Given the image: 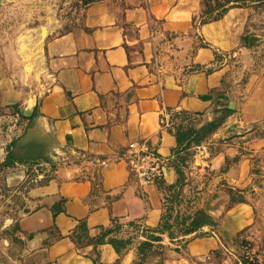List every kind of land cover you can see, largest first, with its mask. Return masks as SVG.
<instances>
[{"label": "crops", "instance_id": "1", "mask_svg": "<svg viewBox=\"0 0 264 264\" xmlns=\"http://www.w3.org/2000/svg\"><path fill=\"white\" fill-rule=\"evenodd\" d=\"M201 1L94 0L69 29L38 39L10 33L1 0L0 264H136L138 233L171 206L174 165L182 193L198 189L196 206L215 224L173 241L162 235L161 264L263 259L264 213L243 193L255 180L252 164L264 161V135L247 133L264 120V71L241 57L250 11L232 7L199 24ZM229 53L238 66L225 61ZM239 73L241 87L224 86ZM223 104L234 112L204 140L211 156L187 162L164 115L185 111L206 122ZM130 142L167 161L161 181L143 184L130 172ZM63 155L79 164L56 165L46 181L24 185L25 160ZM230 189L245 201L231 202ZM113 220L118 232L96 244ZM109 237L130 243L117 253Z\"/></svg>", "mask_w": 264, "mask_h": 264}, {"label": "rangeland", "instance_id": "2", "mask_svg": "<svg viewBox=\"0 0 264 264\" xmlns=\"http://www.w3.org/2000/svg\"><path fill=\"white\" fill-rule=\"evenodd\" d=\"M84 1L85 0H8L9 7H6L4 14L8 18L9 25L11 26L10 33H19L23 36L39 39V37H43L48 32L50 35H55L57 33L66 31L71 26H73L81 17L82 9L86 5L84 4ZM239 1V4L244 5V8H247L250 11L247 31L249 33L251 32V35L258 37L256 42L249 44L245 40L246 36H244L243 47L245 53L244 55H241V57L242 59L245 57L249 64L254 67V69H257L258 71H264V3L258 4L256 1H254L249 5L248 0ZM39 30L41 31V34H39ZM40 43L41 41L38 42L37 46H39ZM224 55L226 56L225 61L227 63H233L232 65L235 64L238 66L237 63L234 62L237 60V58L235 55H233V53ZM236 76L237 77L232 79L229 84L226 83L224 86H232V88L241 87L245 80V74L239 73V75ZM232 82H234V84H232ZM225 107L227 106L224 104L221 105L212 119L220 116L221 111ZM230 115L226 116L224 121L214 131H216L220 126L224 125L226 119ZM163 120L165 124L167 123L171 125V114H165ZM190 120L195 125L204 123V121L200 119L198 120V118L194 117H190ZM228 131L235 133V128L233 125L228 128ZM263 131L264 120L253 124L247 133L253 137L262 134ZM262 135H264V133ZM230 136L233 137L235 135L230 134ZM203 142H201L199 145L193 146L190 150L191 152L188 155L186 154L187 162L189 161L194 163L197 162V160H200V162L204 164L205 161L209 159L211 156L210 151L209 157H205L203 153L200 154L199 152L198 146H201ZM261 167L264 168V161L261 163L259 159L256 161V163L254 162V164H252V173L255 180L243 193L247 200L252 203L258 212L261 211L264 213V169ZM234 191L238 192V190ZM236 192L233 194L235 197L238 196V193ZM198 193L199 190L196 188L190 189V191L186 194H183L181 190L182 200L180 205L177 207V210L180 214L191 213L196 208H198L196 206Z\"/></svg>", "mask_w": 264, "mask_h": 264}, {"label": "trees", "instance_id": "3", "mask_svg": "<svg viewBox=\"0 0 264 264\" xmlns=\"http://www.w3.org/2000/svg\"><path fill=\"white\" fill-rule=\"evenodd\" d=\"M92 1L94 0H85L84 4ZM254 1H256L258 4L264 3V0H248V4L250 5ZM239 2V0H202L198 23L203 24L206 22L218 20L226 13L228 9L232 7H244V5L239 4ZM247 39L248 35H246L245 37L246 42ZM216 58L219 59V56L217 55ZM218 109H214V114H216ZM232 112L233 110L225 107L221 111L220 116L206 121L200 125H195L190 120V117H194L192 114L185 111H169L168 113L171 114L172 119L171 127H173L176 132L175 137L177 143V152L183 151L188 155L191 152L190 150L193 146L199 145L201 142H203L224 121L225 117L230 115ZM25 161L26 176L29 177L33 175V166L38 165L43 160L29 159ZM4 164L9 165V159H6ZM174 168L177 174V179L174 185L168 187V191L170 192L171 197V206L162 213L160 221L156 227L142 228L140 235L144 239L139 243L138 260L136 264H142L146 260L150 262L149 264H161L163 246L160 244V241L162 240V235L165 234L170 241H173L174 239H177L179 237H185L192 233H196L203 226H213L215 224L214 220L200 208H196L193 212L187 214L179 213L177 207L180 205L182 200L181 188L184 184V177L179 167L174 165ZM47 179L48 178H43L40 180V182H44ZM24 185H22V187ZM235 192L236 191L234 190H229L231 202L245 201L244 196L239 191L236 192L238 193V196L235 197L233 195ZM78 228L81 231H85L86 229L83 222H80ZM119 228L120 225L116 220H113L112 226L102 231L100 237L96 241V244L103 243L105 237L108 234L118 232ZM108 241L113 246L115 251L119 253L122 247L130 243V238L122 240L119 238L109 237ZM241 263L264 264V257L262 260H259L255 257L244 255L241 257Z\"/></svg>", "mask_w": 264, "mask_h": 264}, {"label": "built area", "instance_id": "4", "mask_svg": "<svg viewBox=\"0 0 264 264\" xmlns=\"http://www.w3.org/2000/svg\"><path fill=\"white\" fill-rule=\"evenodd\" d=\"M12 119L20 120L21 115L18 111L11 113ZM200 154L209 157V149L205 145L198 146ZM124 159L131 173H133L143 184L156 183L162 180L163 172L167 166V161L162 158L154 148L145 142H130L127 145ZM79 164L78 161L71 159L68 155L52 157L50 161H42L33 166V175L25 179V186L38 183L43 178H49L55 171L56 165ZM96 163L104 164V160H96ZM138 235L142 238L140 235Z\"/></svg>", "mask_w": 264, "mask_h": 264}, {"label": "water", "instance_id": "5", "mask_svg": "<svg viewBox=\"0 0 264 264\" xmlns=\"http://www.w3.org/2000/svg\"><path fill=\"white\" fill-rule=\"evenodd\" d=\"M0 2H1V0H0ZM257 40H258V37L255 36V35H251V36L248 37V43H249V44H251V43H253V42H256ZM228 108H229V109H232V106L229 105Z\"/></svg>", "mask_w": 264, "mask_h": 264}]
</instances>
